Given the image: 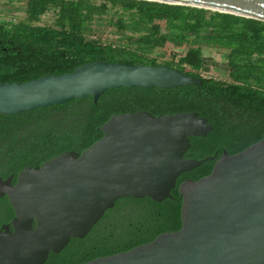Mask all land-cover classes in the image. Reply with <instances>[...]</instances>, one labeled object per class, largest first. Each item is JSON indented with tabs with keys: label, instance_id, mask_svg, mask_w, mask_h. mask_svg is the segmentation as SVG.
I'll list each match as a JSON object with an SVG mask.
<instances>
[{
	"label": "water",
	"instance_id": "obj_1",
	"mask_svg": "<svg viewBox=\"0 0 264 264\" xmlns=\"http://www.w3.org/2000/svg\"><path fill=\"white\" fill-rule=\"evenodd\" d=\"M187 5L264 22V0H148ZM166 65L93 60L70 72L0 82V114L63 104L107 89L199 85ZM101 137L79 153L64 150L16 175L0 177L13 216L0 224V264H41L70 238H82L116 199L170 197L179 174L214 159L210 171L177 185L176 230L127 250L78 264H264V137L235 153L185 157L189 136L212 129L196 111L112 114Z\"/></svg>",
	"mask_w": 264,
	"mask_h": 264
},
{
	"label": "trees",
	"instance_id": "obj_2",
	"mask_svg": "<svg viewBox=\"0 0 264 264\" xmlns=\"http://www.w3.org/2000/svg\"><path fill=\"white\" fill-rule=\"evenodd\" d=\"M53 10L50 23L40 16ZM108 23L117 42L96 36L93 25ZM129 33V34H128ZM166 42L187 46L183 54L158 60L154 49ZM227 50L228 78L202 77L201 45ZM177 56V59L174 58ZM104 60L166 65L201 79L199 85L169 89L118 87L90 96L15 114H0V177L11 183L25 166H36L64 151L80 152L101 137L99 125L112 114L147 110L153 115L196 111L212 129L189 136L185 157L221 150L235 153L264 137V22L187 5L148 0H23V16L0 18V82H25L43 74L72 71L81 63ZM185 68L189 69L188 71ZM214 159L179 174L170 197L153 201L122 197L104 211L82 238H70L41 264H78L127 250L180 226L177 185L207 174ZM13 211L0 197V224Z\"/></svg>",
	"mask_w": 264,
	"mask_h": 264
},
{
	"label": "rangeland",
	"instance_id": "obj_3",
	"mask_svg": "<svg viewBox=\"0 0 264 264\" xmlns=\"http://www.w3.org/2000/svg\"><path fill=\"white\" fill-rule=\"evenodd\" d=\"M23 16V0H0V18L7 19L13 18V22ZM111 14L106 15L102 23L93 25L96 36L103 39H108L117 42L119 33L115 30L114 26L108 23ZM53 18V10L49 9L40 16V23H50ZM129 34V33H128ZM187 44L181 46H174L166 42L162 47L153 50L152 55H158V60L170 59L172 54H183ZM201 54L206 59V68L198 71L202 77H212L222 81L229 80L228 78V57L227 50L213 46L209 43L201 45ZM177 59V56L174 60ZM186 71L189 69L185 68Z\"/></svg>",
	"mask_w": 264,
	"mask_h": 264
},
{
	"label": "flooded vegetation",
	"instance_id": "obj_4",
	"mask_svg": "<svg viewBox=\"0 0 264 264\" xmlns=\"http://www.w3.org/2000/svg\"><path fill=\"white\" fill-rule=\"evenodd\" d=\"M46 260V259H45Z\"/></svg>",
	"mask_w": 264,
	"mask_h": 264
}]
</instances>
